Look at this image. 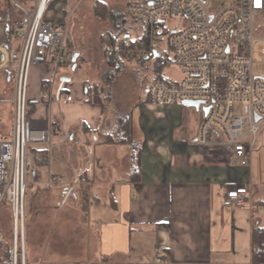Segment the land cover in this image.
Returning a JSON list of instances; mask_svg holds the SVG:
<instances>
[{
	"label": "crops",
	"instance_id": "crops-1",
	"mask_svg": "<svg viewBox=\"0 0 264 264\" xmlns=\"http://www.w3.org/2000/svg\"><path fill=\"white\" fill-rule=\"evenodd\" d=\"M0 31V40L9 39L6 52L0 53L1 63L14 52L10 26L3 17ZM74 55L75 68L79 55ZM116 58L108 57L112 64ZM10 66L0 68V73L12 86ZM57 70L43 63L32 65L29 72V126L50 129L52 134L49 144L32 146L49 152L50 166L46 169L44 163L35 162L37 179H29L26 198L31 193L37 215L51 210L53 217L68 211L74 224H82L81 240L76 238L80 259L64 263L58 258L68 254L47 247L42 252L29 242L33 264L51 256L44 263L155 264L157 255L166 259L165 264H254L252 230L264 226V126L250 165L230 166L226 156L194 143L204 119L201 108L173 102L182 116L176 124H157L155 129L143 117L135 119L134 103L131 109L117 111L108 108L101 96L87 93L86 83L65 90L57 86ZM46 84L52 97L44 91ZM66 95L73 99L63 103ZM122 113L130 116V138L124 142L119 141ZM11 126L12 119L3 114L0 141L10 138ZM86 158L92 162L84 163ZM115 158L122 160L125 175L110 179V162ZM75 159L79 163L70 166L68 162ZM63 161L71 167L70 174H63ZM81 176L86 182L78 181ZM51 177L60 182L48 184ZM232 185L250 188L245 208L222 204L226 188Z\"/></svg>",
	"mask_w": 264,
	"mask_h": 264
},
{
	"label": "built area",
	"instance_id": "built-area-1",
	"mask_svg": "<svg viewBox=\"0 0 264 264\" xmlns=\"http://www.w3.org/2000/svg\"><path fill=\"white\" fill-rule=\"evenodd\" d=\"M2 1L5 7L2 8ZM53 0H0V18L9 21L8 9L13 8L21 20H15L21 42L9 54L0 68L14 67L13 116L10 138L0 141V207L10 211L9 233L0 226V244L5 242V258L0 264H26L25 199L29 179L35 182L40 163L50 161L49 152L38 153L30 147L49 144L52 131L29 126L27 99L30 68L50 63L55 69L72 63L74 45L68 30L69 20L81 0L63 4L65 18L48 21L46 11ZM211 0H130L126 13L138 20V38H115L104 35L103 50L112 57L159 59L174 64L181 72L179 80L162 76L153 79L147 89L146 100L152 104L198 100L207 107L194 143L209 151L226 156L230 166L250 165L259 133L264 126V77L253 73L255 58H264V26L254 29L255 18L264 23V0H225L216 12H210ZM27 4L29 8H27ZM178 20L181 27L169 29L168 21ZM9 24V23H8ZM10 26V24H9ZM7 37L0 40V53L6 52ZM166 43L171 50L168 59L159 48ZM11 63V64H10ZM52 97V88L44 85ZM66 95L63 103L72 101ZM241 113H234V107ZM258 117L256 120L255 118ZM79 182H86L81 176ZM51 177L48 184H58ZM250 188L228 186L222 204L245 208ZM258 249L253 245L252 251ZM157 255L155 264H165Z\"/></svg>",
	"mask_w": 264,
	"mask_h": 264
},
{
	"label": "rangeland",
	"instance_id": "rangeland-1",
	"mask_svg": "<svg viewBox=\"0 0 264 264\" xmlns=\"http://www.w3.org/2000/svg\"><path fill=\"white\" fill-rule=\"evenodd\" d=\"M100 1L104 2L107 12L102 19L94 14L93 4L95 0H81L76 6V10L69 20L68 30L73 40L74 52H77L79 55L77 59L79 61L75 68L72 63L62 65L58 68L56 72V85H63V89L65 90L67 86H72V84L86 83L88 86L87 90L92 91L95 98L101 96L105 100V105L108 108L111 105V109L114 107L117 108V111H120L122 108L123 110L131 109L134 103L135 119L143 117L142 120L144 123L146 125L152 123V128L155 129L157 128V124H167V126L176 124L179 116H182L179 109L175 108L172 103H149L146 100V93L156 74L176 81L181 77L180 69L174 64H164L155 70L154 59H134L133 61L121 56L118 59L116 58L112 64L103 50L104 35L108 34L112 38L115 37L118 39L127 34L129 38L135 39L141 35V27L139 21L129 16L125 11V5L130 0ZM75 2L76 0H70V3L73 5ZM224 2L225 0H211L208 5V10L210 12H216L219 10L221 3ZM65 3H67V0H53L47 7L46 19L48 21L63 20L65 14L61 11V7ZM1 4V7L4 8L5 2L2 1ZM27 8H29L28 4ZM17 19L21 20L22 18L13 17L8 21L14 27L11 33V51H16L21 42L18 37L19 30L15 27V20ZM167 24L169 29L181 27V22L178 20H170ZM253 25L256 30L264 26V23L260 19L255 18ZM159 48L168 59H172L171 50L168 49L166 43H161ZM10 67L12 70L14 69L13 66ZM252 70L255 75L264 77V58H255ZM0 77L1 122L2 115L6 113L12 119L14 84L12 82V86H10L7 82L6 74L0 73ZM62 78H68V80L61 81ZM188 108L195 109L192 106ZM241 112L242 109L240 107H234V113ZM161 131L167 132L169 130L162 128ZM259 146L258 138L254 151L258 150ZM64 154H67V150H65ZM74 157L76 158L75 155ZM86 160L91 161V158H86L84 163ZM62 163L64 165L62 172L65 175L70 174L72 172L70 166L78 164L79 161L77 159L74 162L69 161V167H67L66 161ZM110 164L112 165V171L108 172L109 174L111 173L109 176L111 177L110 179L123 178L125 171L122 170V160L115 158ZM49 166L50 161L44 163L46 169ZM124 167H126V163ZM30 195L31 193L27 196L25 203L26 264L34 263V260L29 257L28 253L29 242L42 248V252H47V249H53L54 252L62 254V256L68 254V257H57L64 263L78 261L80 259V251L77 245H79L78 241L81 240L80 237L83 234L82 224H74L68 211H63L61 214H53V217L51 216V210H46L47 212H45L44 216L43 214L37 215ZM0 217V223L3 226L2 229L7 234L11 227L9 209L1 206ZM54 217H58V219H53ZM40 218L44 223L40 224ZM76 238H78V241ZM52 257L42 258V263L40 264H47L44 262Z\"/></svg>",
	"mask_w": 264,
	"mask_h": 264
},
{
	"label": "trees",
	"instance_id": "trees-1",
	"mask_svg": "<svg viewBox=\"0 0 264 264\" xmlns=\"http://www.w3.org/2000/svg\"><path fill=\"white\" fill-rule=\"evenodd\" d=\"M93 11L94 14L99 17L100 19L104 18L106 15V8L105 4L103 1L100 0H95L93 4ZM8 16H9V21L15 17L17 18L18 16L16 15L15 11L13 8L9 7L8 9ZM14 30L13 24H10V32L12 33ZM155 62V67L154 69L157 70L160 67L164 65V63L159 60V59H154ZM159 74H156L155 78H157ZM154 78V79H155ZM87 93H90L88 90ZM29 115V114H28ZM118 124L120 128V137L119 141L124 142V141H129V132H130V116L128 113H122L118 116ZM30 152L34 156V159L36 158V155L38 153H45L47 150H38L35 147H30ZM34 162H37L35 159ZM252 241L253 244L258 245V249L253 251L252 253V262L254 264H264V226H256L252 230ZM5 242H2L0 244V259L5 258ZM27 259V257H26Z\"/></svg>",
	"mask_w": 264,
	"mask_h": 264
},
{
	"label": "water",
	"instance_id": "water-1",
	"mask_svg": "<svg viewBox=\"0 0 264 264\" xmlns=\"http://www.w3.org/2000/svg\"><path fill=\"white\" fill-rule=\"evenodd\" d=\"M74 58H75V55H73V57H72V61H74ZM66 80H68V78H62L61 79V81H66ZM182 103L185 105V106H187V107H189V106H192V107H194V108H196V109H199L200 108V103H201V101H198V100H184V101H182ZM201 109H202V111H203V114L205 115L206 114V112H207V107H201ZM256 120L258 119V117H256L255 118Z\"/></svg>",
	"mask_w": 264,
	"mask_h": 264
},
{
	"label": "bare ground",
	"instance_id": "bare-ground-1",
	"mask_svg": "<svg viewBox=\"0 0 264 264\" xmlns=\"http://www.w3.org/2000/svg\"><path fill=\"white\" fill-rule=\"evenodd\" d=\"M1 32V31H0Z\"/></svg>",
	"mask_w": 264,
	"mask_h": 264
}]
</instances>
